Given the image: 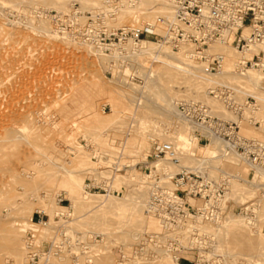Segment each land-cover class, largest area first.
I'll return each instance as SVG.
<instances>
[{
    "label": "rangeland",
    "instance_id": "rangeland-1",
    "mask_svg": "<svg viewBox=\"0 0 264 264\" xmlns=\"http://www.w3.org/2000/svg\"><path fill=\"white\" fill-rule=\"evenodd\" d=\"M102 3L0 0V264H29V218L39 215L48 221L40 228L44 239L63 231L69 241L55 264H162L171 257L163 258L164 247L150 237L162 227L152 224L156 218L147 212V181L138 186L150 167L146 157L159 141L185 144L186 165H194L193 153L214 152L212 143H189L191 127L178 110L182 101L210 102V83L196 86L184 59L171 63L155 54L123 53V46L102 50L89 42L83 32L90 18L97 29L133 23L128 17L116 21L119 9L112 7L101 24L95 15ZM75 10L73 20L55 19L71 17ZM229 48L216 44L212 51L228 55ZM229 74L219 79H230ZM215 104L219 115L236 119ZM258 105L260 126L251 122L248 110L240 122L247 137L263 135L264 106ZM210 160L230 175L227 218L221 226L206 225L210 251H184L183 263L208 254L214 264H257L264 259V186L250 182L255 174L237 156ZM15 221L28 224L13 238ZM255 227L261 228L259 235Z\"/></svg>",
    "mask_w": 264,
    "mask_h": 264
},
{
    "label": "built area",
    "instance_id": "built-area-1",
    "mask_svg": "<svg viewBox=\"0 0 264 264\" xmlns=\"http://www.w3.org/2000/svg\"><path fill=\"white\" fill-rule=\"evenodd\" d=\"M142 1L102 0V9L95 17L103 24L112 15V7L137 10ZM154 1L166 5L163 9L157 8L153 21L133 22L111 30L104 26L95 28V21L89 17L92 22L89 20L83 35L102 50L112 51L121 49L125 42L141 44L144 41H152L159 47L166 46L173 52L188 48L191 56L200 63L202 74L216 79L208 88L210 102L197 99L182 101L178 110L191 127L189 143L206 146L215 142L218 155L210 157L206 152L202 155L193 153L194 165H186L182 147L173 141H159L153 144L146 157L150 164L146 168L149 185L147 212L157 216L162 225V232L150 235L151 240L169 248L177 257L178 264H184L182 252L198 250L204 254L210 251L208 239L211 233L206 225L221 226L227 218L230 175L225 168L214 166L210 159L237 156L247 164L250 173L264 171V132L261 137H247L241 133L240 126L245 110L253 113L251 122L260 126L261 122L255 120L257 98L245 89L242 82L219 79L228 74L225 70L228 55L212 51L214 45L224 44L239 54L251 52V58L245 55L237 60L233 73L243 78L252 68L264 75V0ZM76 11L65 18L67 20L61 19L62 15H55V19L64 24L75 18ZM126 51L124 46L123 53ZM215 103H221L233 112L236 119L219 115L215 111ZM162 162H169L178 169L157 165ZM189 199L199 200L200 204L194 205ZM47 225L48 221L42 215L30 219L26 240L29 264H55L69 245L63 231L49 240L44 239L40 228ZM206 256L199 255L191 264L216 263Z\"/></svg>",
    "mask_w": 264,
    "mask_h": 264
},
{
    "label": "bare ground",
    "instance_id": "bare-ground-1",
    "mask_svg": "<svg viewBox=\"0 0 264 264\" xmlns=\"http://www.w3.org/2000/svg\"><path fill=\"white\" fill-rule=\"evenodd\" d=\"M156 2H159V5L157 6V3ZM166 4H164L163 2L161 1H154V0H144L142 1L141 3V7L138 8L137 10H131L130 8L128 7H123V6H120L119 11L116 13V17H115V20L116 21H121L123 20L124 18L128 17V18H131V20L134 22H139L141 19L144 21L145 20H148V21H153L155 19V14L153 13L157 8L158 9H163L162 7H164ZM155 9V10H154ZM152 16V18H150ZM133 18V19H132ZM123 47L125 46L126 49L128 51H126L127 53H130L131 51H136L134 54H138L140 56H144L146 54H155L156 56H160V57H165L167 58V61H170L171 63L175 62L177 59H184L188 62V66L190 68V71H189V76L192 77L193 81L194 82L196 80L195 83L196 86H204V84L206 83H211V81H213L215 78H209L207 76H204L202 74V69H201V65L200 63L191 56V54L189 53V49L188 48H183L181 49L180 51V54L178 53H172L170 51V49L168 47H159L157 46L154 42L152 41H144L142 42L141 44H132V43H128V42H125L123 43L122 45ZM123 47H122V52H123ZM154 55V56H155ZM248 56L251 58L252 56V53L249 52V53H246L244 54V56ZM241 57H243L241 54H239L238 52H236L235 50L231 49V47L228 49V66H229V70L228 72L231 74H229L231 77L230 79H228V81H231V82H237V83H240L242 82V84H244V87L245 89L253 94L256 98H257V101H258V104L260 103L262 106H264V75L263 73L258 70V69H249L246 73L245 76L242 77H239L237 75H235V73H233V70L235 69L236 67V62L238 59H240ZM1 70V69H0ZM151 72V71H150ZM146 74V73H145ZM188 76V77H189ZM186 77L184 79H190L191 77ZM152 81H156V78H152L151 79ZM244 80V81H243ZM146 82V81H145ZM195 83H193V85H195ZM2 93V94H1ZM0 94L3 95V92H1ZM0 98H2L0 96ZM4 99V98H3ZM1 103V102H0ZM2 104V103H1ZM0 104V105H1ZM169 106V105H168ZM259 106V105H258ZM168 108V107H167ZM258 110H259V107H258ZM257 111V110H256ZM258 112V111H257ZM50 116V115H48ZM48 118V117H47ZM34 119V118H33ZM46 120V119H45ZM181 137V135H180ZM175 144H178V141H173ZM182 142H180L181 144ZM184 143V142H183ZM182 143V144H183ZM179 145V144H178ZM180 146V145H179ZM185 144H183V146L181 145L180 147H184ZM207 146V145H206ZM211 147H213L214 149V152L213 154H211L210 157H214V156H217L219 152L218 150V146L216 145L215 142H212V145H210ZM188 150V149H187ZM213 161V160H212ZM217 161V160H216ZM158 166H160L159 163H157ZM239 165V164H238ZM247 166V165H245ZM175 169V168H174ZM254 180L253 181H250L251 183H253L255 181V184L258 186V185H262L264 186V171H257L255 176H254ZM140 181H139V178H138V186L139 187H143L144 184H142L143 182L145 183L147 181V175L146 173L143 174L141 177H140ZM239 178V177H238ZM240 179V178H239ZM242 179L244 180V182L246 183L247 180L246 178H243ZM236 182V181H235ZM249 182V184H250ZM254 184V185H255ZM255 185V186H256ZM257 188V187H256ZM138 189V188H137ZM140 190V189H139ZM144 190V189H143ZM142 190V192H143ZM247 191V190H246ZM252 192V191H251ZM242 193V192H241ZM250 193V191L248 192ZM243 194V193H242ZM246 194V193H245ZM251 194V193H250ZM144 195H145V192H144ZM102 196V195H101ZM107 196V195H106ZM106 196H103L101 198H104ZM146 196V195H145ZM240 196V195H239ZM245 197V196H244ZM240 198V197H239ZM247 198V197H246ZM138 200V199H137ZM243 200V198L241 199ZM245 200V199H244ZM260 200V199H258ZM143 201V200H142ZM136 203V202H135ZM145 203V202H144ZM135 205V204H134ZM138 205V204H137ZM20 206V205H19ZM145 206V205H144ZM139 207V206H138ZM143 207L142 205H140V208ZM137 208V207H136ZM17 209V208H15ZM142 209V208H141ZM138 211L140 209H137ZM264 210V209H263ZM61 212V211H60ZM141 212V210L139 211ZM63 214V213H62ZM17 215V214H16ZM14 215V216H16ZM142 216V215H140ZM264 216V215H263ZM137 217V216H136ZM149 217L151 218H156L155 220L157 221H154L153 219V222L152 224H154L155 226L157 227H162L161 225V222H160V219L153 215V214H150L149 213ZM31 218V217H30ZM29 218V220H30ZM138 219V218H137ZM28 220V222H29ZM235 220V219H234ZM242 221V219H237V221ZM244 220V219H243ZM28 222H24V223H19V222H14L12 224V228L10 230V235H13V238L15 236L18 235L19 231H22L26 228V224H28ZM252 222V221H251ZM137 223V222H136ZM247 226H249L251 223L246 221L245 222ZM130 225V224H129ZM134 225V224H133ZM136 225V224H135ZM137 226V225H136ZM253 226V225H252ZM21 227V228H20ZM23 228V229H22ZM257 227H255L256 229ZM137 229V228H136ZM141 229V228H140ZM258 231H257V234L259 235L260 234V230L261 228H257ZM132 230V229H131ZM135 231V230H134ZM143 231V230H141ZM262 231V230H261ZM132 234V233H131ZM141 235V234H140ZM135 240H137L139 238V234L135 232V234L132 236ZM160 252H162L163 254L161 255L163 258H168L171 257V259H165V261L162 262V264H178L177 262V257H172L170 256L169 253H171V251L169 250V248H163L160 250ZM183 253V252H182ZM259 261H257V264H264V259L261 260L260 258H258ZM162 261V260H161ZM140 263V262H139Z\"/></svg>",
    "mask_w": 264,
    "mask_h": 264
}]
</instances>
